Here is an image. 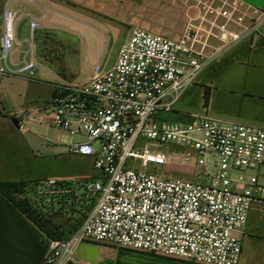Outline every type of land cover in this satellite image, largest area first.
Segmentation results:
<instances>
[{"label":"built area","instance_id":"built-area-1","mask_svg":"<svg viewBox=\"0 0 264 264\" xmlns=\"http://www.w3.org/2000/svg\"><path fill=\"white\" fill-rule=\"evenodd\" d=\"M193 1L179 37L134 27L110 68L98 63L86 81L56 85L44 104L9 116L21 135L35 124L62 132L67 152L98 172L29 181L15 195L44 213L87 209L72 233L49 239L41 264H85L76 258L85 241L197 264L239 263L248 214L254 206L264 213V128L206 113L187 122L165 115L217 53L259 32L264 13L240 0ZM10 2H1L0 76H26L32 58L10 63L15 29L27 20L32 44L38 22ZM161 146L179 149L192 179L156 173L174 163Z\"/></svg>","mask_w":264,"mask_h":264},{"label":"crops","instance_id":"crops-1","mask_svg":"<svg viewBox=\"0 0 264 264\" xmlns=\"http://www.w3.org/2000/svg\"><path fill=\"white\" fill-rule=\"evenodd\" d=\"M240 1L264 13V0ZM118 3L121 0H33V3L11 0L10 8L13 11L31 15L38 22V27L32 33V44L28 21L23 20L17 25L16 42L10 56L13 66L30 58L34 60L35 68L23 77L28 86L34 89L33 95L44 94L45 99L49 100L56 92V85L86 81L92 77L93 67L98 63L104 69L112 66L129 32H126L118 48H113L106 55H98L95 64L85 72L79 64L74 66L70 63L76 50L61 41L55 31L58 27L73 28L72 21L86 19L100 23V20L114 19ZM166 3L170 8L169 16L182 21L176 33L180 35L187 16L195 13V2L166 0ZM44 35L50 37L52 42L41 43L40 38ZM84 45L86 55V43ZM94 50L93 47L90 52L94 53ZM14 56L17 58L14 59ZM39 59L57 68L53 72L55 80L44 82L45 88L42 89L37 85L43 84L38 78L42 66ZM3 77L6 76H0V80ZM206 90L208 99L204 104ZM18 111H10L5 116L9 117ZM203 113L221 121L264 128V14L259 32L217 53L199 73L195 83L183 90L173 111L166 118L187 122L191 115ZM189 171L193 172L191 168ZM49 249V239L45 234L0 193V264H41ZM76 258L85 264H197L122 249L106 242L88 241L78 245ZM238 264H264V213L260 206H254L248 214Z\"/></svg>","mask_w":264,"mask_h":264},{"label":"rangeland","instance_id":"rangeland-1","mask_svg":"<svg viewBox=\"0 0 264 264\" xmlns=\"http://www.w3.org/2000/svg\"><path fill=\"white\" fill-rule=\"evenodd\" d=\"M116 5L114 19L100 20V23L86 19L79 22L68 21L74 24L73 28L58 27L55 31L61 41L76 50L70 60L74 66L79 64L87 72L102 54L106 55L113 48H118L126 32L134 27L169 39L179 36L176 33L182 21L169 16L170 8L166 0H121V3ZM40 40L43 44L47 41L52 42L50 37L45 35L41 36ZM85 43L88 52L86 55ZM93 47L95 52L91 53L90 49ZM15 58L17 56H14ZM39 63H42V66L39 68L38 78L43 84L37 85L42 89L45 88L44 82L55 80L53 72L57 68L53 64H45L44 60L39 59ZM23 77L9 75L0 80V111L4 114L0 112V181L10 179L36 182L50 178L96 177L98 172L92 168L89 158L80 159L79 156L71 155L66 147L60 144L64 136L62 132L48 125L35 124L31 126L29 133L21 135L11 125L10 117L5 116L6 113L42 105L47 101L44 94L33 95L34 89L28 86ZM166 120L171 121L169 118ZM79 139V137L75 138V140ZM156 150L166 154L168 159L174 162L159 167L156 173L184 180L192 179L194 171H189L188 167L178 163L179 149L161 146ZM48 214L49 221L59 227L61 237L68 236L82 219L79 214L71 211H52Z\"/></svg>","mask_w":264,"mask_h":264},{"label":"trees","instance_id":"trees-1","mask_svg":"<svg viewBox=\"0 0 264 264\" xmlns=\"http://www.w3.org/2000/svg\"><path fill=\"white\" fill-rule=\"evenodd\" d=\"M208 90L204 93V104L207 103ZM29 181L19 180H1L0 181V193L5 196L21 213H23L35 226H37L48 239H60L61 232L57 225H54L49 221V214L44 213L35 207L31 206L24 200L17 199L15 195L21 190V188ZM87 209L81 207L77 210L71 211L77 213L83 219ZM81 219V220H82ZM80 224V223H79ZM77 228V227H76ZM75 228V229H76ZM74 229V230H75ZM73 230V231H74ZM72 231V232H73ZM71 232V233H72Z\"/></svg>","mask_w":264,"mask_h":264},{"label":"water","instance_id":"water-1","mask_svg":"<svg viewBox=\"0 0 264 264\" xmlns=\"http://www.w3.org/2000/svg\"><path fill=\"white\" fill-rule=\"evenodd\" d=\"M9 121L14 128H17V121L15 119H10Z\"/></svg>","mask_w":264,"mask_h":264}]
</instances>
